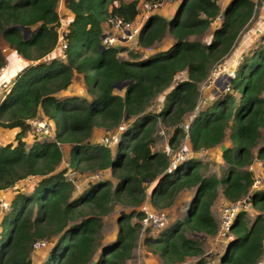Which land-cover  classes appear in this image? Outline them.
Here are the masks:
<instances>
[{
    "label": "trees",
    "instance_id": "1",
    "mask_svg": "<svg viewBox=\"0 0 264 264\" xmlns=\"http://www.w3.org/2000/svg\"><path fill=\"white\" fill-rule=\"evenodd\" d=\"M57 2L0 0V36L27 60L0 101V127L17 129L15 144L0 145V190L35 177L32 190L14 195L0 216V264H33L36 241H45L47 249L40 264H127L141 229L138 208L148 201L153 210L168 209L188 191L194 193L183 218L144 243L162 264H207L202 242L186 232L217 233L211 213L216 198L232 202L248 196L254 210L264 211V185L253 189L255 176L249 170L255 160L264 162V31L242 55L228 90L214 94L204 109L198 93L212 65L234 49L254 15L255 2L229 0L220 25L202 42L200 36L220 14L218 0H180L169 19L147 16L138 48L128 51V59L118 57L124 47L100 48L101 26L110 15L135 21L139 0H64V20ZM61 21L67 47L58 53ZM26 28H32L28 35ZM166 34L172 38L167 49L141 57L142 48L153 47ZM4 62L0 54V67ZM74 74L82 76L88 99L60 96ZM121 83L122 92L115 93L114 85ZM196 106L199 111L185 133L181 125ZM32 118L52 122V136L27 144L24 135ZM158 123L169 129L171 148L183 136L195 152H207L226 139L219 175H206L207 162L197 157L168 168L165 154L151 151ZM121 124L127 125L113 149L92 142L95 129L107 134ZM70 171L106 173L114 182L91 180L76 193L74 177L66 176ZM115 203L130 211L117 215L116 235L103 242L102 218ZM229 233L219 264L262 260L261 213L248 223L241 210Z\"/></svg>",
    "mask_w": 264,
    "mask_h": 264
},
{
    "label": "rangeland",
    "instance_id": "2",
    "mask_svg": "<svg viewBox=\"0 0 264 264\" xmlns=\"http://www.w3.org/2000/svg\"><path fill=\"white\" fill-rule=\"evenodd\" d=\"M255 2V7H254V17L251 21L255 22L256 20L259 19V17L261 15L264 16V0H253ZM64 0H58L57 2V12H59L58 14L63 13V7H64ZM32 28H26L24 30V34L28 35L31 32ZM248 30V29H247ZM259 30V29H258ZM256 32V35L259 34V32H263L264 30L260 29V31ZM255 32L253 34H255ZM167 35V34H166ZM248 35V31H243L242 34L240 35V37L237 40V43L234 46V49L232 50V52L224 57L221 61L216 62L214 65H212V67L209 70V76H214L215 72L217 71V68L221 67L218 65L223 64V66L226 68L225 74L226 76L221 77L218 80L214 79H206L202 84L199 85L198 88V93H199V106L204 109L209 103L210 100L212 99L211 97L214 96V94H217V92L219 90H223L221 88V85L223 84V79H226V77L228 76L227 74H229V78H228V83L230 81V77L232 75V73H234L237 65H235L237 62H235V60H238V56H236V51L239 49L240 45L242 44L241 42L243 41V39L245 38V36ZM171 36H168L163 40V43L161 45V47H167L168 44L170 42ZM252 43H255V39L252 40ZM254 47L252 44L249 45L248 47H246L247 49H250ZM6 48V50H12L11 48L8 47L7 43L3 41L2 37L0 36V54L2 53V49ZM165 49V48H164ZM131 49H125L122 53L118 54L119 59H128L129 58V53L128 51ZM3 54V53H2ZM4 56V54H3ZM7 58V57H6ZM241 61V59H240ZM239 61V62H240ZM4 67L6 66V63H4L3 65ZM15 70H13L11 73L15 72ZM1 74V72H0ZM15 74V73H14ZM93 75V74H92ZM2 76H0V88L3 89V91L7 92L9 90V84H7L5 81H3L1 79ZM93 79V77H92ZM72 84L70 86V88L68 89L67 93L70 94H74V95H79L82 97H88L89 95L86 93V88L83 84V78L81 75H77V76H73L72 79ZM215 80V81H212ZM123 87H118L115 86L114 87V92L115 93H121L123 90ZM219 89V90H218ZM2 91V92H3ZM80 94H77V93ZM1 101V99H0ZM152 107L156 108L158 107V104H153L152 103ZM48 121V120H47ZM50 131L48 132V135L46 136H36L35 134H33L31 132V130H29V132H27L24 135V140L26 141L27 144H30L32 140H34V138H38V139H44V138H50L52 136V132H53V123L50 122ZM127 124H124V126ZM118 129V128H117ZM168 130V131H167ZM17 132V129L11 130V129H6V128H2L0 127V145H5L8 143H12L15 144V139L14 136ZM115 132L110 131L107 134L108 135H112ZM169 129H165L163 127L162 124L158 123L155 133H154V142L151 145V151L152 152H158V153H164L165 156L167 157V160L170 162L173 159L174 154L179 151L180 147H186L187 149H189L188 145H187V138H185V136L182 137V139L180 140L179 144L174 147L171 148L169 146ZM106 133L102 130V129H95L94 133L92 132V136H91V140L93 139L94 141H99V139L102 136H105ZM261 140L264 141V129L261 131ZM67 150H65V154H66ZM208 153H206L204 155V157L200 158L203 159L202 161L207 162V166L205 168V174L206 175H210V174H217L219 173V171L217 170V163H213L211 161H214V156L213 155H207ZM67 158V154L66 157L64 156L63 159V166H65V159ZM253 169V168H252ZM68 178H73L74 177V184H75V191L80 192L89 181H91V177L90 175H84L83 173H77L74 171H70L67 173L66 175ZM102 178H107L109 180H111V182H114V180L112 178H110V176L108 174H102ZM262 181L260 182V186L262 187L264 185V176L261 177ZM35 183V177L33 178H28L25 180H21L20 182H18L17 184H15V186L11 187V188H7L4 190H0V199H5V200H9L8 202L10 203V200L14 197V195H16L18 192H25V193H29L32 190V187ZM147 191V190H146ZM189 192H183V194L187 195ZM185 198L181 195V193L179 194V197H177L176 200L177 203L176 205H174L173 207H170L168 209H159V210H165L167 212L168 215V223L170 224V222H173L175 220H179L182 219L183 216L186 214V210H183V208L185 206L184 203L186 201H180V199ZM246 197L242 198L245 199ZM184 200V199H183ZM215 206L212 209L211 213L213 218L215 219L216 223H217V233L215 235H207L204 233H197V234H193L191 232H186V235L189 237H195L200 239V241L202 242V246H203V250H204V257L207 261V264H219L220 262V254L223 252V250L225 249V247L227 246L228 242L231 240V233H224L221 228L219 227V223H218V219H219V215H220V210L221 208L228 204L229 202L227 200H225L222 196H219L218 198L215 199ZM148 203V201H147ZM148 207L151 208V206L149 204H147ZM8 208H4L3 210L0 211V216H2ZM152 209V208H151ZM130 211V207L127 206H123L119 203H115L114 207L112 209V211L110 213H108L107 215H105L102 218V229H101V241H105L108 238H112L116 235L117 233V215L123 212H128ZM246 212V220L248 223L252 222L254 220V217L256 214L261 213L264 216V211H256L254 210L251 206L249 207H245V209L243 210ZM4 212V213H3ZM132 221H138L136 217L132 218ZM149 228V229H147ZM164 230V229H162ZM161 230H152L150 227H145L140 229L136 243L134 245V248L132 249V256L131 258L128 260L127 264H162L161 261L159 260V258L157 257L156 254L152 253L150 248H148L145 243H144V239L146 237H153L156 238L158 236V233ZM100 241V243H101ZM47 254V249L45 246H37V248H34L32 253H31V258H32V262L33 264H40L41 261L44 259V257ZM264 254L262 257V262H264ZM187 260H193V258H187Z\"/></svg>",
    "mask_w": 264,
    "mask_h": 264
},
{
    "label": "built area",
    "instance_id": "3",
    "mask_svg": "<svg viewBox=\"0 0 264 264\" xmlns=\"http://www.w3.org/2000/svg\"><path fill=\"white\" fill-rule=\"evenodd\" d=\"M174 0H139L138 4V10L139 13L135 18V21L128 22L125 21L122 17L118 15H110L107 17V19L102 24V32L100 34L99 40H100V46L102 48H127V49H137L138 48V35L142 26V22L144 21V18L146 16L160 8H162L164 5L172 3ZM65 25L64 21H61L58 29H57V42L56 47L63 51L67 47V42L63 38V36L66 34L65 29H63ZM150 47H144L140 51H150ZM238 60L236 59L235 62H237L235 65L239 64V61L242 57V55L238 56ZM221 61V60H220ZM221 66L217 68V71L214 73V76H209L206 78L208 79H214L218 80L221 77L226 76L225 71L226 68L223 66V64L218 65ZM3 70V67H0V72ZM228 73L226 79H223V84L221 85V88L223 91L228 90ZM234 73H232L231 77ZM230 77V79H231ZM212 80V81H215ZM230 82V81H229ZM219 90V89H218ZM0 88V95L3 97V94L5 91ZM222 90H219V92ZM199 111V106H196L195 109L190 114V119L182 123L181 127L185 133H187L189 125L191 120L197 115ZM29 129L33 134L36 136H46L48 135V132L50 131V121H47L43 118H32L28 120ZM124 124L119 125L112 135L106 134L105 136H102L99 139V143L108 146L113 147L117 144L119 140L120 132L124 130ZM187 138V136H185ZM188 139V138H187ZM206 154V151H198L195 152L191 148L187 149L186 147H180L179 151H177L173 159L170 161L171 165H175L178 163H181L183 161H186L187 159L191 157H197L202 158ZM261 169H264V162L260 163ZM249 170L252 171V166L249 167ZM261 173H258L253 182V189H256L260 186V182L262 181L263 176H261ZM92 181L99 180L102 178V173L96 172L89 174ZM88 175V176H89ZM248 196L245 199H240L236 201L229 202L228 204L224 205L220 210V215L218 219L219 227L224 233H228L230 226L233 223V220L238 212L241 210H244L245 207H249L250 204L248 203ZM9 200L0 199V211L4 208H8L9 206ZM139 211L142 213V218L139 220V223L142 228L150 227L152 230H161L163 229L167 223H168V215L165 210H153L150 207H148L145 204H142L139 208ZM44 246L45 241H36L33 244V249L37 248V246ZM257 264H264V262L260 261Z\"/></svg>",
    "mask_w": 264,
    "mask_h": 264
},
{
    "label": "crops",
    "instance_id": "4",
    "mask_svg": "<svg viewBox=\"0 0 264 264\" xmlns=\"http://www.w3.org/2000/svg\"><path fill=\"white\" fill-rule=\"evenodd\" d=\"M124 1H129V0H124ZM229 0H218V5H219V8H220V14L218 17H216V19L209 25V27L204 31L203 35L200 36V40L202 42H207L209 39H211V35L213 33V31L220 25V22H221V15L223 13V10L226 8V5L228 4ZM180 3V0H174L172 3H169V4H166L164 5L162 8L150 13V14H156L162 18H165V19H169L170 17H172V15L174 14L176 8L178 7ZM64 8L63 7V13L61 14V19L64 20L63 18L65 16H67V14H65L64 12ZM59 13V12H58ZM149 14V15H150ZM71 16V15H70ZM148 16V15H147ZM146 16V18H147ZM254 17V15H253ZM252 17V19H253ZM69 18V16H68ZM146 18H144V21L142 22V25L143 23L145 22ZM251 19V21H252ZM246 26L245 28V31H248V35L245 36V38L243 39V41L241 42L242 44H239L240 47L239 49L236 51V56L237 55H243L244 53H246L248 51V49L246 47H248L249 45L252 44V40L256 38V32L257 30L260 31V29H264V16L261 15L259 17L258 20H256L255 22H252ZM65 22L67 23L68 22V19L65 20ZM142 27V26H141ZM248 29V30H247ZM256 31V32H255ZM255 32V34H253ZM168 35V34H167ZM167 35H165L160 41L156 42L153 47H150L151 50L150 51H141L142 52V55L141 57H144L148 54H152L153 52H156V51H160V50H165L167 49L171 43H172V38L170 39V42L167 43L168 46L167 47H161L162 43H163V40L167 37ZM169 36V35H168ZM196 37L194 36H189V39H195ZM5 42V41H4ZM165 48V49H164ZM55 51H57L59 53V49L55 46ZM124 51V50H123ZM122 51V52H123ZM120 52V53H122ZM4 56H3V54ZM2 53L1 55L3 56L4 58V63H6V66H2L3 67V70L1 71V74L0 76L1 79L3 81H5L7 84H11L12 80L15 78V75L17 74V72H19V70H21V68H23L26 64H27V60L22 58L21 56L17 55L16 52L14 50H6V48H3L2 49ZM57 53V54H58ZM119 53V54H120ZM60 56V55H59ZM7 57V58H6ZM15 72L11 73L13 70H15ZM15 73V74H14ZM73 76H77V75H73ZM73 81V80H72ZM72 84V83H71ZM70 84V86H71ZM70 86L67 88V90L63 91L60 93V96H63V95H66L65 92L68 91V89L70 88ZM86 88V87H85ZM86 93L89 95L88 97H85L86 99H88L90 97V94L87 92L86 90ZM77 94H80L79 92ZM67 95H74V94H70V93H67ZM79 96V95H78ZM188 120V119H187ZM95 131V130H94ZM93 131V133H94ZM187 145L189 148H191L190 146V142L189 140L187 139ZM92 142H96L92 139ZM227 146V141L226 139H224V141L220 144H218L217 146L213 147V148H210L206 153H208L209 155H213L214 156V161H211L213 163H217V170L219 171L220 170V166H222V160H221V152H222V149L223 147ZM114 147H112L111 149H113ZM207 154V155H208ZM261 162L260 161H257L255 160L253 163H252V172L254 174V176H256L258 173L262 172V169H261ZM168 168H171V164L169 165ZM217 175V174H216ZM219 175V173H218ZM148 190V189H147ZM189 193L187 195L183 194V192H181V195L185 198L180 199V201H186L184 203L183 206H185L183 208V210H185L188 202L191 200L192 196H193V191H188ZM178 200H175L174 203L171 205V207H173L174 205H176ZM143 204L147 205V201L144 202ZM140 208V207H139ZM138 208V210H139ZM213 209V208H212ZM212 211V210H211ZM111 238H108V240H110ZM264 260V259H263Z\"/></svg>",
    "mask_w": 264,
    "mask_h": 264
},
{
    "label": "clouds",
    "instance_id": "5",
    "mask_svg": "<svg viewBox=\"0 0 264 264\" xmlns=\"http://www.w3.org/2000/svg\"><path fill=\"white\" fill-rule=\"evenodd\" d=\"M149 15V14H148ZM8 92V91H7ZM7 92H5L4 94H3V97H1V95H0V99L2 100L3 98H4V96H5V94L7 93ZM188 119H190V118H188ZM187 121V120H186ZM192 121V120H191ZM191 123V122H190ZM126 126V125H125ZM124 129H125V127H124ZM98 143H99V141H98ZM113 147H115V146H113ZM110 148H112V147H110ZM168 224V223H167ZM166 227V226H165ZM164 227V228H165ZM162 230V229H161Z\"/></svg>",
    "mask_w": 264,
    "mask_h": 264
},
{
    "label": "water",
    "instance_id": "6",
    "mask_svg": "<svg viewBox=\"0 0 264 264\" xmlns=\"http://www.w3.org/2000/svg\"><path fill=\"white\" fill-rule=\"evenodd\" d=\"M100 48H102V47L100 46ZM117 85H118V87H119V85H120V87H122V86H124V85H125V83H121V84H115V85H114V87H115V86H117Z\"/></svg>",
    "mask_w": 264,
    "mask_h": 264
}]
</instances>
